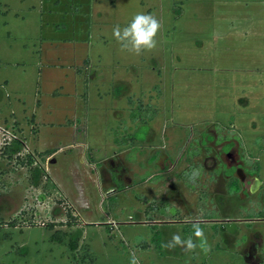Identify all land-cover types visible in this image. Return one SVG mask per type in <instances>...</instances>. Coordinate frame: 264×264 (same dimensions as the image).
I'll return each instance as SVG.
<instances>
[{
  "label": "rangeland",
  "instance_id": "374dc122",
  "mask_svg": "<svg viewBox=\"0 0 264 264\" xmlns=\"http://www.w3.org/2000/svg\"><path fill=\"white\" fill-rule=\"evenodd\" d=\"M137 13L140 56L112 35ZM236 165L262 185L230 191ZM260 209L264 0H0V264H264ZM195 220L207 255L161 247Z\"/></svg>",
  "mask_w": 264,
  "mask_h": 264
},
{
  "label": "clouds",
  "instance_id": "9594fccd",
  "mask_svg": "<svg viewBox=\"0 0 264 264\" xmlns=\"http://www.w3.org/2000/svg\"><path fill=\"white\" fill-rule=\"evenodd\" d=\"M161 27V22L156 16L147 13H137L125 26L115 25L112 29V35L122 52L140 56L157 47V36ZM184 175L188 182L195 184L201 175V170L199 168H191ZM191 227V236L182 237L179 233L173 234L170 240L161 244V247L166 250H173L179 247L185 253H193L199 248L201 252L207 255L211 251V245L207 242L204 230L200 226V221H193ZM130 264H140V261L133 255L130 259Z\"/></svg>",
  "mask_w": 264,
  "mask_h": 264
},
{
  "label": "trees",
  "instance_id": "16d2710c",
  "mask_svg": "<svg viewBox=\"0 0 264 264\" xmlns=\"http://www.w3.org/2000/svg\"><path fill=\"white\" fill-rule=\"evenodd\" d=\"M12 149V145L10 143H7L4 145V151H10ZM54 150L51 149H45L43 151H39L38 154L43 156V155H49L53 152ZM193 153H196L195 151ZM44 157V156H43ZM35 160L33 153L31 152H26L24 156H22L19 160L20 163L22 164H31L33 161ZM258 169V165L255 166V170ZM231 171V169H230ZM42 172H44L45 176H46V180L44 182V187H46L48 189V191H51L52 189L56 188V184L55 182L47 175V173H45V171L42 170ZM228 185L230 186V191H237L240 189V184L238 182V178L235 176H231L228 180ZM69 213V215L71 216V212L68 209L67 211ZM264 212L263 209H260L258 211H256L255 215L256 216H260L262 215ZM9 225H17L18 224V220H17V215L14 216L11 220L8 221ZM68 224H71V221H67ZM0 224H2V219L0 217ZM47 225L49 227H54V223L49 222L47 223ZM66 237V231L62 230V229H55L54 232L51 234V238H53L56 241L62 242V243H68L69 247L74 250L76 249L77 246V239H73V238H69L68 240L65 239ZM81 247L83 248V252L80 255V257H82V261L86 258V256L88 255L90 257V260H92L94 258L93 253H90L88 250V244L87 243H83L81 245ZM81 259V258H80Z\"/></svg>",
  "mask_w": 264,
  "mask_h": 264
},
{
  "label": "flooded vegetation",
  "instance_id": "af4514ba",
  "mask_svg": "<svg viewBox=\"0 0 264 264\" xmlns=\"http://www.w3.org/2000/svg\"><path fill=\"white\" fill-rule=\"evenodd\" d=\"M226 154L229 156H232L233 162H231V164L234 165L235 161H236V154H234V153L232 154V153H230V151H227ZM231 168H234V172H235L234 176L238 178V182H239L240 186H241V183H243L245 181V179H247V178H248V181L250 182L249 185H250V189L252 188L251 190H254V189L258 188L260 185H262L263 181L258 174V169L255 170V167L253 170L248 169V171H246L243 167L238 166V165L231 167ZM230 177H231V175H230ZM259 217H263V214L260 215Z\"/></svg>",
  "mask_w": 264,
  "mask_h": 264
},
{
  "label": "built area",
  "instance_id": "2783aa9c",
  "mask_svg": "<svg viewBox=\"0 0 264 264\" xmlns=\"http://www.w3.org/2000/svg\"><path fill=\"white\" fill-rule=\"evenodd\" d=\"M8 143H9V141H8Z\"/></svg>",
  "mask_w": 264,
  "mask_h": 264
}]
</instances>
